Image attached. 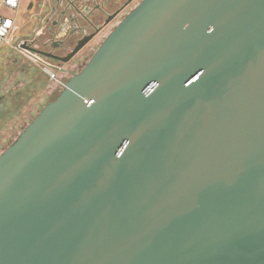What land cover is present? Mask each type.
Returning <instances> with one entry per match:
<instances>
[{
  "label": "water",
  "instance_id": "95a60500",
  "mask_svg": "<svg viewBox=\"0 0 264 264\" xmlns=\"http://www.w3.org/2000/svg\"><path fill=\"white\" fill-rule=\"evenodd\" d=\"M0 264H264V0L134 8L0 155Z\"/></svg>",
  "mask_w": 264,
  "mask_h": 264
},
{
  "label": "rangeland",
  "instance_id": "374dc122",
  "mask_svg": "<svg viewBox=\"0 0 264 264\" xmlns=\"http://www.w3.org/2000/svg\"><path fill=\"white\" fill-rule=\"evenodd\" d=\"M31 1L34 2V8L29 13L25 5ZM41 1L23 0L19 13L21 30L15 41L0 48V97L4 98L0 106V155L7 145L17 139L22 128L31 122L41 108L58 98L66 82L90 60L84 58L85 51H82L69 62L58 65L57 77L52 79L38 64L15 48L19 40L36 38L38 31L43 29L47 14L44 8L42 10V7L36 6ZM141 1L137 0L126 14ZM119 22L120 19L109 25L102 36L107 37Z\"/></svg>",
  "mask_w": 264,
  "mask_h": 264
},
{
  "label": "flooded vegetation",
  "instance_id": "af4514ba",
  "mask_svg": "<svg viewBox=\"0 0 264 264\" xmlns=\"http://www.w3.org/2000/svg\"><path fill=\"white\" fill-rule=\"evenodd\" d=\"M42 1L37 2L36 6L40 8L42 7V10L44 8L45 14L47 15L43 29L38 31L36 38H34L39 50L48 54L66 57L74 51L81 41H83L86 37H91L90 40L74 56L76 57L80 52L85 51L83 55L84 58L91 59L104 40L108 37L102 36L105 29L118 19L122 22L133 10L132 9L126 14L128 8L132 7L137 0ZM25 7L27 12L30 13L34 8V2L31 1L29 4L25 5ZM116 26L113 27L112 31L116 28ZM98 38L100 39L97 41ZM48 58L53 60L59 66L63 63H67L52 57ZM3 99V97H0V106L2 105L1 102ZM38 114H36V116ZM34 118H32V120ZM26 126L22 129L24 130ZM11 144L7 145L5 150Z\"/></svg>",
  "mask_w": 264,
  "mask_h": 264
},
{
  "label": "built area",
  "instance_id": "2783aa9c",
  "mask_svg": "<svg viewBox=\"0 0 264 264\" xmlns=\"http://www.w3.org/2000/svg\"><path fill=\"white\" fill-rule=\"evenodd\" d=\"M22 6L23 0H0V48L16 40L21 30L19 13ZM15 45L20 53L38 64L52 79L57 77L58 64L38 51L34 38L19 40Z\"/></svg>",
  "mask_w": 264,
  "mask_h": 264
},
{
  "label": "crops",
  "instance_id": "0c3cea01",
  "mask_svg": "<svg viewBox=\"0 0 264 264\" xmlns=\"http://www.w3.org/2000/svg\"><path fill=\"white\" fill-rule=\"evenodd\" d=\"M42 110V108L39 110V113H40V111ZM28 125V124H27Z\"/></svg>",
  "mask_w": 264,
  "mask_h": 264
}]
</instances>
